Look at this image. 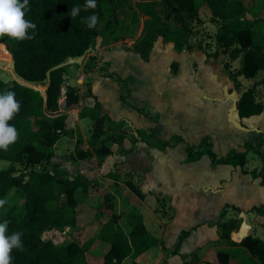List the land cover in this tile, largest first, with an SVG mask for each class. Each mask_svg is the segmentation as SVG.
<instances>
[{"label": "trees", "instance_id": "16d2710c", "mask_svg": "<svg viewBox=\"0 0 264 264\" xmlns=\"http://www.w3.org/2000/svg\"><path fill=\"white\" fill-rule=\"evenodd\" d=\"M123 1L128 9L132 10L131 5L126 0ZM84 3L85 0H29L25 18L36 25L34 32H29L33 38L23 41L9 39L7 36L0 38V52L8 57L9 65L13 60L15 63V80H0V92H14L21 105L19 112L9 121V124L17 129L18 139L7 151L0 150V161L9 163L6 169L0 170V199L7 201L0 207V223L8 221L7 234L15 231L22 233L23 246L12 252V264H122L128 258L132 260V264H136L135 259L151 245L139 210V201H143L145 196L132 180H126L125 186L134 197L122 206L118 205L113 193L100 188L103 196L92 220L96 227L92 241L105 243L109 248L94 263L90 261L92 258L87 256L91 242L85 245L71 238L54 245L51 241L41 239L46 231L62 232L69 228L70 235L81 231L82 225L79 224L77 215L78 207L82 204L81 199L90 196L95 188L99 189L96 181L84 179L78 174L70 176L54 161L56 143L71 133L66 127L68 116L60 111V100L63 99L64 109L67 110L76 106L81 97L91 96L90 85L87 94L81 95L78 86L69 84L67 70L80 68L82 73L87 75L94 59L89 56L83 66L54 71L50 75V82L46 79V73L52 67L69 58L82 56L90 48L93 49L101 35V28L104 32L113 33L118 21L117 8L111 7L113 0H96L95 9L82 11L72 19L71 8L74 5L82 6ZM201 3L207 9L209 22L216 26V51L226 55L232 63L238 61L239 67L235 72L229 70L227 63L223 64V69L230 73L234 90L238 91L241 88L240 78L251 81L256 79L259 73H264V37L261 36L264 35V30H261V27H264V18L254 19L244 27L247 9L241 0H201ZM93 13L99 17L100 23L94 29H88L81 21L83 17ZM138 14L146 19L141 36L132 51L138 54L143 62L149 61L158 38H161L163 43L172 44L176 53L193 51L190 39L196 35L195 25L201 23L196 0H143L135 6L134 23L138 22ZM120 40L115 39L113 42ZM196 50L207 59L212 57L211 52L203 49L200 44ZM170 68L171 73L176 74L177 63H172ZM103 76L110 77L108 74ZM116 82L130 92L126 81L116 78ZM31 84L32 87L29 86ZM260 85H264V78L243 90L238 97L239 120L262 114L264 105L257 100L256 93ZM39 87L45 88V92L42 88L40 92L37 89ZM62 89L65 91L63 96ZM125 99L121 96L123 102ZM127 106L146 118L152 117L129 104ZM79 118L90 119L92 129L87 148H75L70 155L69 158L74 162L96 157L98 163L102 164L112 155L111 145L121 146L125 141L130 142V138L133 140L132 149L142 143L141 131L129 127L125 120L115 124L107 116L96 115L94 111L86 108L79 112ZM156 123L155 120L154 124ZM151 131L150 133H153V129ZM133 132L137 134V138ZM175 138V142L169 140L161 143L173 148L176 143L183 141L179 136ZM151 140L159 143L153 135ZM263 146V142L256 145L246 143L243 151L235 152L225 159H218L212 152L210 138L204 137L196 146L187 145L185 153L189 163L196 162L206 155L212 165L239 168L242 174H248L254 180L259 178L260 186L264 187ZM249 152L261 158L259 172L246 170V156ZM127 176L128 174L125 175ZM157 203L161 204L162 200L157 199ZM262 208L264 205L260 208L254 207L252 211ZM228 209L238 215L240 213L238 208L225 206L214 227L222 242L240 250L216 251V262L213 264H264L262 240L249 235L238 244L231 242V233L237 228V220L234 217L227 218ZM155 213L158 214V211L155 210ZM122 218L130 229L128 235L118 226V221ZM190 231L184 230L180 233L175 248L172 251L165 250L166 257L178 254Z\"/></svg>", "mask_w": 264, "mask_h": 264}, {"label": "crops", "instance_id": "0c3cea01", "mask_svg": "<svg viewBox=\"0 0 264 264\" xmlns=\"http://www.w3.org/2000/svg\"><path fill=\"white\" fill-rule=\"evenodd\" d=\"M255 18L263 19L264 17L258 16ZM245 19L248 20L247 15ZM159 39L161 40V38ZM120 42L122 41L120 40L117 42H113L114 44L111 45H104V47L101 48L94 47L92 49L91 57H94L93 63H96V67L92 63L91 71L87 75L83 74L81 71V79H83V81H86L88 84H90L91 96L81 97L79 103L76 106H72L69 109H67L68 111L64 109L63 113L67 114L68 116L67 121L69 120L70 117L77 118V123L72 125L71 129L67 128L68 130L71 131V133L68 136H74L76 140L78 139L80 142H84L87 144L91 135L92 121L88 118L85 119L79 118V112L82 109L86 108L92 111L97 110L100 115H105L109 117L111 121H113L115 124H119L121 123L122 120H125L127 123L132 125V127L135 130L141 131L142 143L138 144L133 149L131 142L129 141L128 142L125 141L121 146L114 144L111 145L110 149L112 151V155L106 158L102 164L98 163V159L96 157H93L92 159H88V160L76 161V163L74 161H69L71 164H79L77 166V172L74 175L78 174L84 179L94 180L96 182L100 181V178L104 176L107 178H103V179L110 182H115L114 181L115 179L124 180L126 174L129 175L136 174L144 177V181L138 184L141 193L145 196L143 201L142 200L139 201L140 203L139 210L140 213L142 214L143 209H147L151 217H153V219L155 220L153 224L154 228L158 227L159 229L158 231L157 229L156 231H153L151 228L147 227V224L144 221V225L148 233V241L151 245L144 253H142L138 258L135 259L134 262L136 264H185V263L191 264V259L193 257L192 254H194L195 252H199V254L202 257L201 262L199 261L198 264H213L215 262L207 259L208 258L207 254L208 252L211 251V249L215 251L216 249L223 248L233 252L240 250V248L238 247H232L222 242L219 239L218 231L216 227H214V224L218 222L220 218V214L223 208L225 206H233L240 210V213L236 218L237 228L231 233V237H230L231 242L238 244L241 241V240L237 241L238 238L241 239L245 238L247 233L245 232V229L247 231L249 228V226L246 223V217L250 215V220L252 221L255 220L256 222L258 221V219L261 218L259 216L252 214V212H254L252 211V208L254 207L260 208L261 206L264 205V187L260 186L261 180L259 178L254 180L251 178L250 175L242 174L239 168H233L230 165H212L211 162L209 164H206L209 167L215 166V168H217L218 170L217 173H215L211 169H209L206 173H201L199 171L192 170V168H195L199 164V162L203 157L196 162L189 163L187 161L185 148L187 145L189 146H194V145H190V143L185 141L182 137H181L183 140L182 143L181 144L179 143L180 145L177 144L175 148L174 147L168 148L164 146L161 143L163 141L158 140L155 135V132L159 126V121H160L159 118H158L159 120L158 126L153 129V133H150L147 132L145 128H138V126L136 127L134 125L135 123H133L132 120H130V118H128V116L125 114L123 115L112 114L111 116L108 115L112 110L109 109L108 106L106 105L108 104V101L104 98V95L102 93L105 89H112V88L116 89L121 87L116 82V78H119L128 83L130 90L129 93L128 92L126 93L125 88L123 87H121L122 89L119 88L122 90V94L119 93L120 94L118 97L119 101L122 104H124L126 108L134 111L139 117L145 118L143 115L138 114L135 110L127 106V104H129L132 107L137 108L130 103V97L132 96L133 93L132 92L133 84L131 85V83L133 82L136 83V85H140L141 87H144L143 88L144 90L147 91L151 90V86H149V84H151V82L153 83V80L156 76V71L152 74L153 78H150L151 81L147 79L145 80L143 76L146 74L147 71H149L150 68L153 69V66L155 64H159V65L161 64V60L165 54V52H163L164 51L163 46H165L164 48L165 50H170L171 47L173 49L172 44L163 43L161 40L162 43H160V45L154 44L153 50L149 56V61L143 62L140 59L139 55L132 51V47L126 46L127 47L126 49H122L119 46H116L117 44H120ZM197 52L199 51H195L194 53ZM182 53L191 54L193 53V51L182 52ZM182 53H176V54L180 55ZM202 55L204 56L205 61L209 59L211 60V58L207 59L204 54ZM138 57L143 62L141 64V67L144 69V73L141 74L139 73V76L136 73L135 68H133V63H132V59H136V61H139L137 60ZM174 62L177 63L176 74L171 73L170 68L167 67L168 63H166L163 68L164 74L169 73L168 76L166 75V77L171 82L172 80L178 81V79H180L183 74V72H181L180 69L181 68L180 63L173 61V63ZM194 63L195 62H193V65ZM138 66H140V64H138ZM145 67L147 69H145ZM104 74H108L110 77H105L103 76ZM184 82L188 87L193 88L194 96L198 101V110L196 108L188 109L189 114L192 117H196V116L198 117L197 121L196 119L194 120V123L201 124V123H205L206 121L208 122V116L206 118V109L214 110L215 108L219 113L223 115V121L227 122L226 115L230 106L226 104V100L228 99L226 98L227 97L226 95L218 96L210 92L209 90L212 88H210L207 82L205 81L202 82L199 79L198 70L197 72H195L194 67H192V71L188 73L186 80ZM230 84L231 83H229V89L232 87L230 86ZM80 89L82 90V88ZM81 90H80L81 95H83L82 94L83 92ZM121 96L126 98L125 102L121 100ZM217 98L224 100V102L213 100ZM143 102L148 103L147 100H144ZM137 109L143 110L145 114L152 116V114H150L148 111L146 112L144 108L142 109L138 107ZM149 110L153 111L154 108L150 109L149 107ZM166 112H168V107L166 108ZM157 114L158 116L160 115L159 113ZM262 116H264V111L259 116H254L249 119H243V120L238 119V120L240 123L241 121L251 122L254 119L260 120ZM67 121H66V127H67ZM87 123L89 124L87 125ZM241 124L245 127L248 126L243 122ZM196 131H198V133L195 135L197 141L202 136L210 138V136L206 135L209 133L206 132L204 128L201 127L200 130L196 129ZM152 135L156 141H159V143L149 139V137ZM68 136L61 138L56 143L55 149L56 146L60 144V142H73V140L69 139ZM146 139L148 142H146ZM199 143L200 142H196L194 144L198 145ZM239 144H240L239 146L235 147V150L239 149L237 151L241 152L240 148L243 142H240ZM160 145L164 147L158 148V147H162ZM212 145L214 148L213 143ZM177 148H179V151L181 152V156H182L179 158V160L172 158L173 157L172 155L175 153ZM156 150H158L160 153L163 152L162 155H160V153H158ZM153 154H155L158 158H160L161 161L163 160L162 161L163 163L165 162L164 167L160 166V168H158L156 164H153L154 163V160H152ZM228 156L229 155H227V157ZM88 161L90 162L93 169V171L91 172L87 170V168L89 167ZM174 161L177 162L174 163ZM103 184L104 185L101 184L103 189H106L107 191L113 193L116 196L119 206L120 205L122 206V203L134 197L133 193L125 186L124 182L122 184L116 182V184H118L119 186L113 190H112V186L108 188V186L105 183ZM117 189L118 192H115ZM180 198L182 199V204L184 206L193 207L194 205H196L197 207H199L198 210H200L202 213L201 215L202 219L192 223L191 226H188V228L186 229H181L180 231L178 230L169 239L168 237H166V232L167 230H169V228L172 225V222L175 217V212L180 208L178 206ZM157 199L160 200L164 199L168 202V204H170L173 218L166 220V218L158 219V217H156L155 209L157 208V204H158ZM145 201L148 203V206L147 205L145 206ZM263 209L264 208H262L261 210ZM198 210H196V215H197L196 218L199 217ZM120 221L121 219L118 222ZM256 227L257 225H255V228ZM184 230L187 231L191 230V231L189 236L183 240L182 245L179 248L178 254L171 257H166V251H172L175 248L178 237L180 233ZM86 233L87 230L84 231L83 237L84 234ZM92 242L93 244H96L100 241H92ZM218 243L222 247L212 248L213 245H218ZM83 244H85V242ZM93 244L89 245L87 253L93 254L95 252L96 248L92 247ZM224 244L226 246H223ZM108 248H109L108 245H105L103 247L105 253L107 252ZM122 264H132V260L128 258L125 261H123Z\"/></svg>", "mask_w": 264, "mask_h": 264}, {"label": "rangeland", "instance_id": "374dc122", "mask_svg": "<svg viewBox=\"0 0 264 264\" xmlns=\"http://www.w3.org/2000/svg\"><path fill=\"white\" fill-rule=\"evenodd\" d=\"M122 1L123 0H113L111 7L117 8V15H118V21L116 23L117 25H115L113 33L111 34L104 32L103 28L100 29L101 35L98 37V39L95 42V45H94L95 48L96 47L101 48V47H104V45L114 44L113 41L115 39L120 40L124 38L125 40H121L122 42H120V44H117L116 46H119L122 49H126L127 47H133L135 43L139 40L141 33H142V26H143V22L145 21V18L138 14V22L134 23V18H135L134 12H135L136 4H138L139 2H142L143 0H126V2L131 5L132 10H129L127 7V4L124 1L123 2ZM196 2H197V5L199 6V14L201 17V23H198L195 25L194 30L197 31L196 35L190 39V44L191 46L194 47L193 53L191 54L182 53L180 55H177L172 49V47L170 48V50H165L164 49L165 46H163V50H164L163 52H165V54L161 60V64L160 65L155 64L153 66V69L150 68L152 73L150 72V69H149V71H147L146 74L143 76L145 80L147 79L151 81L150 78H153L152 74L156 71V76L153 80V83L151 82V84H149V86H151V90L149 91L144 90L143 89L144 87H141L140 85H136V83H133V82L131 83V85L133 84L132 85L133 93H132V96L130 97V103L137 108L138 107L142 109L144 108L146 112L148 111L150 114H152L151 118L150 117H147V118L139 117L134 111L126 108L125 105L122 104L118 98L119 95L122 94V90H121L122 88L119 86L118 87L121 89L119 88L105 89L102 94L104 95V98L108 101V104L106 105L108 106L109 109L112 110L110 111V114H108L110 116L112 114H115V115L125 114L128 116V118H130V120H132L133 123H135L134 125L136 127L138 126V128H145L147 132H150L152 129L157 127L158 121L160 120L159 126L155 132L156 138L158 140H162V141L172 140L173 142H175V139H176L175 137L179 136V137H182L185 141L189 142L190 145L196 146L194 143L201 142L202 139L204 138L202 136L200 137L198 141L196 140L195 135L198 133L196 129L200 130L201 127L204 128L205 131L209 133L206 135L210 136L211 142L214 144V148L212 149V152L216 154L217 158L222 159V158L227 157V155H231L234 152H238L237 150L239 149L235 150V147L239 146L240 142H243L240 148L241 149L240 151H243L244 145L246 143L253 144V145L258 144L259 142L264 143V116H262L260 120L254 119L251 122L241 121V123L243 122L246 125H248L246 126V128L256 129V130H259L260 132H256L254 130L250 132H242V131L236 130L230 124L223 121V115L219 113L216 110V108L214 110L206 109V118L208 116V122L206 121L205 123L196 124L194 123V120L196 119L197 121L198 117L197 116L192 117L189 114L188 109L196 108L198 110V101L196 100V97L194 96L193 88L188 87L184 81L186 80L188 73L192 71V67H194L195 72H197L198 70L199 79L202 82L203 81L207 82L210 88H212L209 91L218 96L226 95L227 96L226 98H228L226 100V104H228V106L231 107V100L229 98H236L238 100V97L243 92V90H245L246 88H249L253 83L260 81L264 78V73L263 72L259 73L256 79L251 80V81H246L240 78L239 82L241 84V88L238 91L234 90L232 82H231L230 73L225 72V70H223V64L227 63L229 70H231V72H235L239 67L238 61H235L232 63L229 61L226 55L216 51L215 38H214L216 34V26H214L213 24L209 22V18L207 16L209 14L207 13V9H205V6L202 5L201 0H196ZM241 2L247 9L246 15H247L248 20L245 19L244 27H247L254 19H256L255 17H258V16L264 17V0H241ZM261 30H264V27H261ZM261 36L264 37V35L262 34ZM160 43L162 42L158 38L155 44L160 45ZM199 44L201 45L203 49H205L208 52H211L212 54L211 60L209 59L205 61L204 56L200 52L194 53L195 51H197L196 47ZM89 56L91 57V55ZM89 56L87 58H89ZM7 58H8L7 56L3 55L0 52V63L6 64V66L0 68V80H2L3 82L15 80L13 78L12 70L9 68V63L7 61ZM91 58L94 59V57H91ZM137 60L139 61H136V59H132V63H133V68H135V71L139 76V73L140 74L144 73V69L141 67V64L143 62L139 59V57ZM173 61L180 63V66H181L180 69H181V72H183V74L181 78L178 79V81L172 80L171 82L166 77V75L168 76L169 73L164 74L163 68L166 63H168L167 67L170 68L171 66L170 64L173 63ZM136 62H137V65H136ZM193 62H195L194 65H193ZM93 64L96 67V63H93ZM138 64H140V66H138ZM145 69L147 68L145 67ZM221 69L223 73L221 72ZM67 79H68L69 84H71L72 86H78L79 89L82 88V90L81 89L80 90L83 92L82 93L83 95L87 94V89L89 87L88 85L90 84H88L86 81H83V79H81V69L80 68L76 69L73 67V68L68 69ZM229 83H231L230 86H232L230 89H229ZM39 88H42V87H39ZM42 89H44V92H45V88H42ZM256 93H257V100L264 105V85L258 86ZM144 100H147L149 104L144 103L143 102ZM213 100L224 102V100L218 99V98L213 99ZM60 104L61 105L63 104V99L60 100ZM149 107L150 109L154 108L155 111L149 110ZM167 107H168V112H166ZM60 111L64 112V109ZM156 112L159 113L161 116L160 115L158 116ZM94 113L96 115H99L97 110L94 111ZM234 117L238 120L237 113L234 114ZM155 120L157 121L156 124H154ZM76 123H77V118L70 117L69 120L67 121V128L71 129V126ZM88 124L89 123H87V125ZM128 126L134 129L132 125H130L129 123H128ZM133 135L135 138H137V134L135 135V133L133 132ZM150 137L149 139H151ZM68 138L73 140V142H60V144L56 146V149H54V155H55L54 161L58 162L64 170H67L70 176H73L77 172V166L79 164H71L69 161H72V160L69 157L73 153L75 148H78V147L87 148V144L84 142H80L78 139L76 140L74 136H68ZM130 139H131L130 142H133L132 138ZM146 142H148L147 139H146ZM179 143L181 144L182 142H179ZM179 143H176L174 146L176 147V145ZM163 147L164 146L158 147V148H163ZM156 151L160 153L158 150ZM262 151L264 152V148L262 149ZM162 153L163 152H161L160 155H162ZM172 156H173L172 158L176 160H179V158L182 157L181 152L179 151V148L176 149L175 153ZM152 158H153L152 160H154L153 164H156L158 168H160V166L164 167L165 162L163 163L162 162L163 160L161 161L160 158H158L155 154L152 155ZM176 162L177 161H174V163ZM209 163H210V160L208 156L205 155L203 156L199 164L195 168H192V170H196L201 173H206L209 169H211L212 171L217 173L218 170L217 168H215V166L209 167L208 165H206ZM88 165L89 167L87 168V170H89V172L93 171L90 162L88 163ZM8 166H9V163L0 161V170L6 169ZM245 168L249 172L254 171V170L256 172H259L261 169V158L255 153L249 152V154H247L246 156ZM103 178H107V177L104 176L100 178V181L97 182V186L99 187V189L95 188L96 190L94 189L95 191L93 190L92 193L89 194L90 196H84L81 199L82 204L78 207L77 215L79 218V224L82 225L83 229L79 232H73L70 235L69 233L70 229L66 228L68 229V231L65 234L66 240L74 238L78 240L80 243L85 242V245L88 244L87 242L92 240V236L94 234L93 231L95 230L94 229L95 225L92 223V220L96 212V207L102 201L103 193L100 190V188H102V185H104L103 183H105L108 186V188L112 186V190H113L119 186L118 184H116V182H119L122 184L123 182L124 183L126 182L125 180H132L133 183L138 186V184L144 181V177H142L141 175H136V174L135 175L128 174V176L125 177L124 180L115 179L114 180L115 182L106 181ZM115 192H118V189ZM77 195L79 196V194ZM146 205L148 206V203L145 201V206ZM178 206L180 208L175 212V217L172 222V225L169 228V230H167L166 232V237H168L169 239L178 230L180 231L181 229H186L188 228V226H191L192 223L202 219L201 217L202 213L200 210H198L199 207H197L196 205H194L193 207L184 206L182 204V199L180 198ZM155 210L158 211V214H156V217H158V219L166 218L167 220V219L173 218L171 206L164 199L162 200L161 204H157V208ZM196 210H198V216H199L198 218H196L197 217ZM252 214L259 216L261 218L258 219V221L256 222L255 220L253 221L250 220V215L246 217V223L249 226L247 231L245 229V232H247L246 236L250 235L253 238L260 239L264 242V209L260 211H254L252 212ZM142 215L144 217L145 223L147 224V227L151 228L153 231H156V229L158 231L159 228L158 227L154 228L153 224L155 220L153 219V217H151L147 209H143ZM230 216L237 218L238 214H236L233 210L228 209L227 218ZM118 224L120 228L123 230V232H125V234L128 235L130 229L125 219L122 218L121 221L118 222ZM255 225H257L256 228H255ZM85 230H87V233L84 234V237H83V233ZM240 240L241 238H238L237 241H240ZM92 244L93 242L91 241V245ZM105 245L107 244H102L101 242L93 244L92 247L96 248L95 252L93 254L87 253V256L92 258L90 259L91 262L93 261L94 263V261H96L97 258H100L103 256V254L105 253L103 250V247ZM223 246H226V245L224 244ZM215 247H222V246L218 243V245L212 246V248H215ZM216 250H226V249L222 248V249H216ZM216 250L213 251L211 249V251L208 252L207 254L208 260H212L213 262H216V257H215ZM192 256L193 257L191 259V264H198L199 261L201 262L202 257L199 254V252H195L194 254H192Z\"/></svg>", "mask_w": 264, "mask_h": 264}, {"label": "clouds", "instance_id": "9594fccd", "mask_svg": "<svg viewBox=\"0 0 264 264\" xmlns=\"http://www.w3.org/2000/svg\"><path fill=\"white\" fill-rule=\"evenodd\" d=\"M97 7L96 0H85L81 5H74L70 11L72 19L80 15L82 11L88 12ZM29 9V0H0V38L7 36L9 39L23 41L32 39L30 30H35L36 25L26 19ZM82 23L88 29H94L99 17L93 13L82 18ZM20 103L15 98V93L5 90L0 92V150L7 151L18 139L17 129L9 124L20 110ZM5 199H0V207L6 204ZM8 221L0 223V264H12V252L20 249L22 245V233L20 231L7 234Z\"/></svg>", "mask_w": 264, "mask_h": 264}, {"label": "water", "instance_id": "95a60500", "mask_svg": "<svg viewBox=\"0 0 264 264\" xmlns=\"http://www.w3.org/2000/svg\"><path fill=\"white\" fill-rule=\"evenodd\" d=\"M92 53V48H90L89 50H87L82 56H79L77 58H69L67 60H65L64 62L52 67L50 70L47 71L46 73V79L47 82H50V75L52 72L57 71V70H61V69H65L67 67H71V66H83V64L85 63L87 57L89 55H91ZM13 60V58H12ZM6 66L5 63H0V68ZM10 69L15 72V63L14 60L12 61V63H10ZM15 74V73H14ZM30 87H32L33 85H29ZM231 100V107L228 109L227 111V115H226V120L227 122L236 130L242 131V132H250L252 130L256 131V132H260L259 130L256 129H249L246 128L245 126H243L235 117L234 114L237 113V107H238V100L236 98H229ZM61 110L64 109V104L61 105ZM136 135V133H135Z\"/></svg>", "mask_w": 264, "mask_h": 264}, {"label": "built area", "instance_id": "2783aa9c", "mask_svg": "<svg viewBox=\"0 0 264 264\" xmlns=\"http://www.w3.org/2000/svg\"><path fill=\"white\" fill-rule=\"evenodd\" d=\"M62 96L64 95L65 91L62 89ZM68 231L66 229L65 231L59 232V231H46L42 234L41 239L43 241H51L54 245H59L63 243L65 239V234Z\"/></svg>", "mask_w": 264, "mask_h": 264}, {"label": "bare ground", "instance_id": "6f19581e", "mask_svg": "<svg viewBox=\"0 0 264 264\" xmlns=\"http://www.w3.org/2000/svg\"><path fill=\"white\" fill-rule=\"evenodd\" d=\"M9 68H10V65H9ZM13 72V71H12ZM38 89H40V88H38ZM42 92V91H41Z\"/></svg>", "mask_w": 264, "mask_h": 264}]
</instances>
